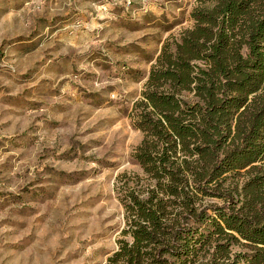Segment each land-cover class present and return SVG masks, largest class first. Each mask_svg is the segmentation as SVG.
<instances>
[{"label": "rangeland", "instance_id": "obj_1", "mask_svg": "<svg viewBox=\"0 0 264 264\" xmlns=\"http://www.w3.org/2000/svg\"><path fill=\"white\" fill-rule=\"evenodd\" d=\"M208 4L0 0V264H106L116 252L119 180L142 174L132 107L163 46Z\"/></svg>", "mask_w": 264, "mask_h": 264}, {"label": "trees", "instance_id": "obj_2", "mask_svg": "<svg viewBox=\"0 0 264 264\" xmlns=\"http://www.w3.org/2000/svg\"><path fill=\"white\" fill-rule=\"evenodd\" d=\"M208 2L132 107L142 174L119 180L106 264H264V0ZM209 194L221 205L201 206Z\"/></svg>", "mask_w": 264, "mask_h": 264}]
</instances>
